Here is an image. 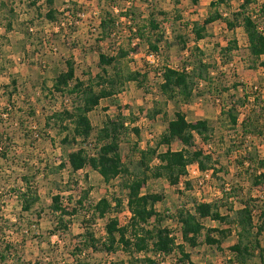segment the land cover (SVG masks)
I'll list each match as a JSON object with an SVG mask.
<instances>
[{"label": "rangeland", "instance_id": "1", "mask_svg": "<svg viewBox=\"0 0 264 264\" xmlns=\"http://www.w3.org/2000/svg\"><path fill=\"white\" fill-rule=\"evenodd\" d=\"M28 1L0 0V196L5 200L2 215L9 220V223H3L6 226L5 237L19 250L10 264H74V254L77 257L80 255L88 264H110L129 258L122 249L111 253L91 250L76 253V248H83L78 234L84 232V212L80 209L72 217L65 216L66 220H71L69 229L55 231L57 218L51 209L55 195L61 196V203L69 206V210L79 209L78 200L84 192H89L83 197L84 205L104 196H116L123 200V206L122 211L113 215L119 217L122 225L127 224L131 217L128 193L120 185L121 178L106 184L99 173L89 166L73 172L68 155L77 147L62 145L60 139L63 135H59L53 125H46L47 118L59 111L64 103L59 94L53 95L50 91L55 77L65 67L64 59L73 57L79 78H94L100 72L99 50L116 54L123 45L130 49L123 66L149 72L144 85L129 82L120 93L102 99L90 114L96 129L103 125L107 116L112 119L118 116L126 118L130 127L142 129L140 137L133 132L121 136V151L126 161L129 157L130 160L135 158V143L141 147H146L149 142L155 144L166 129L162 115L148 118L149 111L160 98L157 72L164 66L182 68L190 62L192 50L198 47L205 51L208 62L216 65L212 69L216 81L214 89L230 88L222 96L218 95L219 92L215 96L208 93L190 104L181 105L189 121L208 119L215 127L216 131L212 133L214 145L211 144L210 149L215 151L213 156L217 161L214 164L219 171L214 176L210 172L209 181L200 186L195 172L198 164H192L188 177L193 180V187L189 190L184 189V185L172 187L164 179L150 180L143 192L149 188L165 194V199L157 204L159 210H174L185 204L195 211L197 201L219 200L224 185L228 188L240 186L241 191L237 192L243 191L246 196L256 197L263 207L264 184L256 187L245 168L238 165L239 161H244L247 167L250 164L247 158H252L255 166L257 156L264 158V137L246 134L242 125L250 116L252 122L264 126V67H250L248 40L241 26L231 31L224 21L218 20L206 26L208 35L204 39L196 40L193 27L196 23L199 27L203 26L211 12L216 10L211 6L213 0H199L197 3L193 0H54L57 22H50L44 17L49 9L45 2L40 4L43 16L37 17L38 6H31ZM261 2L264 0L257 1L258 4ZM240 3L241 0H230L228 4L219 6V10L225 16H231ZM252 7L258 8L257 5ZM130 9L140 15L141 20L154 17L160 25L164 38L158 55L150 53L148 44L141 43L129 31L130 21L121 12ZM105 11L114 13L118 19L117 26L112 35L99 41L100 34L96 28ZM9 22L12 23L10 30L7 27ZM27 26L33 28L30 36ZM234 37L238 39L239 48L224 55L222 48ZM13 79L18 83L12 84ZM235 84L239 85L237 89L233 87ZM11 92L12 97L9 95ZM231 92L238 98H248L245 105L239 107V123L235 128L218 122L222 109L220 103ZM174 109L170 103V114ZM223 120H226L225 116ZM222 136L225 138L222 139ZM172 148L179 150L183 145L175 140ZM196 148L210 153L199 136H196ZM166 149V145L161 147L162 151ZM23 175L31 179L40 198L29 212L21 210L19 199L12 191L25 185L21 180ZM239 206L236 203V207ZM38 212L41 215L38 216ZM2 222L0 220V225ZM203 222L208 227H226L210 219ZM105 224L106 220L98 219L93 225L97 237H105ZM163 225L176 228L175 222L170 220L164 221ZM236 240L234 233L224 241L222 249L208 244L194 248L187 245V251L191 253L189 264H229V248ZM169 262L171 264L172 260L169 259ZM248 264L262 263L259 257H254Z\"/></svg>", "mask_w": 264, "mask_h": 264}, {"label": "trees", "instance_id": "2", "mask_svg": "<svg viewBox=\"0 0 264 264\" xmlns=\"http://www.w3.org/2000/svg\"><path fill=\"white\" fill-rule=\"evenodd\" d=\"M29 1L31 6L44 1L49 6L44 17L50 22H57L54 0ZM193 1L197 3L199 0ZM229 1L213 0L211 2V6L216 10L211 12L203 26L199 27L197 23L195 24L193 31L196 40L204 39L208 35L206 26L218 20L224 21L231 31L241 26L248 40L250 67L252 69L258 66L264 67V59H262L264 56V2L258 4V0H241L238 10L231 12V16H225L219 10V6L228 4ZM253 5H257L258 8L254 9ZM37 12V17L43 16L40 5ZM121 15L130 21L128 27L133 37L139 39L141 43L146 42L149 52L158 55L161 52L160 44L164 33L161 32L160 25L154 17L141 20L140 15L133 9L125 10L121 12ZM117 20L112 11L104 12L96 28L100 34L99 41L113 34ZM141 21H143L142 25ZM32 24L31 22V26ZM31 26L26 28L28 36L33 29ZM7 27L10 30L12 23L9 22ZM238 48V39L234 37L222 48V52L226 55ZM129 54L130 49L123 45L116 54H107L99 50L100 72L94 78L88 79L77 76L76 62L73 57L65 58V67L55 77L50 89L53 95L59 94L64 103L59 111L47 118L46 125H53L58 129L59 135H63L60 139L62 145L77 147L68 155L69 166L73 172L81 171L89 166L99 173L106 184L118 177L121 178L120 185L128 193L131 217L127 224L122 225L119 217L113 215L122 211L123 206V200L116 196L111 198L104 196L96 202L84 205V198L89 193L84 192V196L78 200L79 209L69 210V206L61 203V196L55 195L51 204L52 213L57 218L55 231H67L71 220H66L65 216L72 217L82 209L84 232L78 236L81 238L80 244L83 248H76V253L82 254L85 250L111 253L118 249L128 253L129 258L126 261L110 264H170L169 259L172 260L171 264H189L191 253L187 251V245L194 248L208 244L222 249L224 241L235 233L237 240L229 248L231 252L229 264H248L254 257H259L264 264V204L261 207L256 197L246 196L243 191L237 192L241 189L240 186L231 188L222 186L223 194L219 200L197 201L195 211L185 204L174 210H159L157 204L165 199L164 192L152 191L149 188L143 192L152 179H164L172 187L179 188L180 185H184V189H192L193 180L188 176L190 166L194 163L198 164L202 173L211 172L214 176L219 171L214 164L217 161L213 156L215 151L213 148L210 149L211 144L214 145L212 133L216 131L215 127L208 119L189 121L181 108V105L190 104L208 93L215 96V93L219 92L218 95L222 96L225 91H230V88L214 89L216 81L212 69H215L216 65L208 62L204 50L195 47L191 52L190 62L184 64L182 68L164 66L157 72L160 78V98L149 111L148 118L154 119L162 115L166 129L155 144L149 142L146 147H141L135 143L133 160H130V157L128 161L124 160L120 138L127 132H133L140 137L141 128L130 127L126 118L120 116L117 119L107 116L100 128L94 127L90 114L100 105L102 99L120 93L129 82L136 81L139 86H142L147 81L149 75L147 70H131L123 66V60ZM11 83L17 84V80L13 79ZM238 86L235 84L233 87L237 89ZM9 95L12 97L13 92ZM247 99L238 98L231 92L225 100H220L222 109L218 122L226 123L232 128L238 126L239 107L245 105ZM68 101L70 103H66ZM170 103L175 107L172 114L168 111ZM223 116L227 121L223 120ZM259 117L261 118L260 115ZM249 120L250 124H248ZM242 125L246 129V134L264 137V126L252 122L250 116L247 121H243ZM196 136H199L209 147L210 153H206L202 148L194 149ZM224 138L222 136V139ZM175 140H179L183 148L173 150L172 143ZM163 145L167 146L164 151L161 150ZM247 159L250 161L247 167L244 161H239L238 166L245 168L256 187L263 185L264 158L257 156L255 166L252 164L254 163L252 158ZM21 180L25 185L22 188H14L12 191L19 199L21 210L29 212L40 198L30 178L23 175ZM236 203L240 206L236 207ZM4 206V197L0 196V220H3L0 225V264H10V260L19 250L5 237L6 226L3 223H7L6 221L9 223V220L2 215ZM39 215H41L40 212H38ZM98 219L106 220L105 237H97L92 228ZM207 219L217 221L226 227H208L203 222ZM166 220L175 222L176 228L164 226L163 222ZM74 255L76 257L74 264H88L79 254L78 257Z\"/></svg>", "mask_w": 264, "mask_h": 264}, {"label": "built area", "instance_id": "3", "mask_svg": "<svg viewBox=\"0 0 264 264\" xmlns=\"http://www.w3.org/2000/svg\"><path fill=\"white\" fill-rule=\"evenodd\" d=\"M257 89V88H256ZM264 91V89L262 90ZM198 166V165H197ZM189 172H190V169H189ZM196 174H198V180H199V184L200 186H204L206 181H209L210 177H211V174L210 172H207V173H202L198 167V169L195 171ZM190 174V173H189Z\"/></svg>", "mask_w": 264, "mask_h": 264}, {"label": "crops", "instance_id": "4", "mask_svg": "<svg viewBox=\"0 0 264 264\" xmlns=\"http://www.w3.org/2000/svg\"><path fill=\"white\" fill-rule=\"evenodd\" d=\"M44 1H40L39 3H37L36 5L38 6V5H40L41 3H43ZM28 3H30V1H28ZM4 6H5V3H2ZM47 5V4H46ZM52 24H54V23H52ZM61 31H64L63 30V28H61ZM247 45H248V43H247ZM262 59H264V56H262ZM18 83V82H17ZM102 101V100H101ZM101 103V102H100ZM173 149V148H172ZM173 150H175V149H173Z\"/></svg>", "mask_w": 264, "mask_h": 264}]
</instances>
